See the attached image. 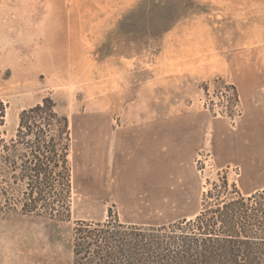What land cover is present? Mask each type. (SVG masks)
<instances>
[{"label":"rangeland","instance_id":"1","mask_svg":"<svg viewBox=\"0 0 264 264\" xmlns=\"http://www.w3.org/2000/svg\"><path fill=\"white\" fill-rule=\"evenodd\" d=\"M141 1L0 0L9 137L50 97L74 139L71 219L0 215V264H74L76 221L111 208L165 224L196 217L226 176L245 194L264 188V0H176L170 30L121 32ZM142 142L165 155L135 152Z\"/></svg>","mask_w":264,"mask_h":264},{"label":"trees","instance_id":"2","mask_svg":"<svg viewBox=\"0 0 264 264\" xmlns=\"http://www.w3.org/2000/svg\"><path fill=\"white\" fill-rule=\"evenodd\" d=\"M182 2V8L196 5L194 0ZM180 5L143 0L119 29L160 35L181 19ZM7 116L8 104L0 98V215L56 218L63 210L71 219L74 139L69 116L46 97L21 111L11 137ZM214 186L193 218L129 223L111 208L105 221L77 220L74 264H264V188L245 194L227 176Z\"/></svg>","mask_w":264,"mask_h":264},{"label":"crops","instance_id":"3","mask_svg":"<svg viewBox=\"0 0 264 264\" xmlns=\"http://www.w3.org/2000/svg\"><path fill=\"white\" fill-rule=\"evenodd\" d=\"M142 143H144V142H142ZM150 150H153L154 152H156V154L161 159V154L165 155V153H166L165 143L164 144H160L159 143L157 146H154V147H151L150 145H147L145 143L144 144H139V143L135 144V152H138V151H143L144 152L145 151V152L148 153ZM148 154H150V153H148ZM188 217H191V216H188Z\"/></svg>","mask_w":264,"mask_h":264}]
</instances>
